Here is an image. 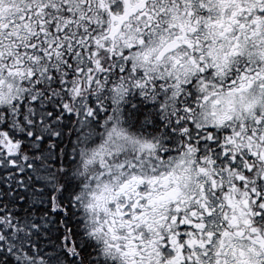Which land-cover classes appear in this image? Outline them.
I'll return each mask as SVG.
<instances>
[{"label": "snow or ice", "instance_id": "6c2138e0", "mask_svg": "<svg viewBox=\"0 0 264 264\" xmlns=\"http://www.w3.org/2000/svg\"><path fill=\"white\" fill-rule=\"evenodd\" d=\"M0 264H264V0H0Z\"/></svg>", "mask_w": 264, "mask_h": 264}]
</instances>
